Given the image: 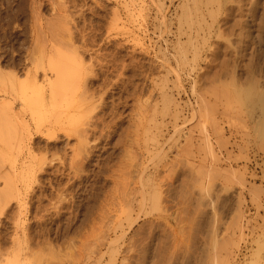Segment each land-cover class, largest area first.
I'll list each match as a JSON object with an SVG mask.
<instances>
[{
    "label": "rangeland",
    "instance_id": "obj_1",
    "mask_svg": "<svg viewBox=\"0 0 264 264\" xmlns=\"http://www.w3.org/2000/svg\"><path fill=\"white\" fill-rule=\"evenodd\" d=\"M235 1L0 0V73L62 35L96 104L36 119L0 86V264H264V0Z\"/></svg>",
    "mask_w": 264,
    "mask_h": 264
},
{
    "label": "bare ground",
    "instance_id": "obj_2",
    "mask_svg": "<svg viewBox=\"0 0 264 264\" xmlns=\"http://www.w3.org/2000/svg\"><path fill=\"white\" fill-rule=\"evenodd\" d=\"M33 2H34V0H32ZM36 1V0H35ZM54 1V0H53ZM56 1V0H55ZM238 2V4H237V2ZM235 2H236V4H237V6L235 5V7H230V8H235V10H237V11H239L240 10V5H239V2H241V1H243V0H236ZM245 1V0H244ZM31 3V4H35V3ZM185 2H186V0H185ZM194 2H196V1H194ZM234 2V1H233ZM39 3V2H38ZM205 3V2H204ZM208 3V2H207ZM214 3V2H213ZM249 3H251V2H249ZM196 4V3H195ZM241 4V3H240ZM180 6H181V4H179ZM206 5V4H205ZM208 5V4H207ZM210 5V4H209ZM217 5V4H216ZM233 5V4H232ZM255 5V4H254ZM57 6V5H56ZM187 6V5H186ZM197 6V5H196ZM241 6H242V4H241ZM32 7V6H31ZM36 7V6H35ZM60 7V6H59ZM61 8V7H60ZM195 8V7H194ZM53 9H56L55 8V6H54V8ZM188 9V8H187ZM227 9V8H226ZM242 9V8H241ZM62 10V9H61ZM195 10V9H194ZM208 10H210V8L208 9ZM216 10V9H215ZM228 10V9H227ZM197 11V10H196ZM217 11V10H216ZM175 12V11H174ZM213 12V11H212ZM211 12V13H212ZM262 12V11H261ZM4 13V12H3ZM239 13H241L240 11H239ZM188 14V13H187ZM213 14V13H212ZM244 15V14H243ZM261 15H262V13H261ZM65 16V15H64ZM73 16V15H72ZM191 16V15H190ZM208 16V15H207ZM213 16V15H212ZM248 16V15H247ZM259 16V15H258ZM34 17V16H33ZM178 17V16H177ZM209 17V19H210V16H208ZM195 18V17H194ZM35 19H37V18H35ZM58 19V18H57ZM61 19V18H60ZM64 19V18H63ZM191 19V18H190ZM190 19H189V21H190ZM212 19V18H211ZM257 19V18H256ZM178 20H180V19H178ZM177 20V21H178ZM184 20V19H183ZM201 21H202V19H201ZM210 21H212V20H210ZM257 21V20H256ZM34 22V21H33ZM60 22V21H59ZM213 22V21H212ZM237 22V21H236ZM241 22V21H240ZM48 23V22H47ZM46 23V24H47ZM63 23V22H62ZM61 23V24H62ZM65 23V22H64ZM63 23V24H64ZM70 23V22H69ZM185 23V22H184ZM260 23L262 24V23H264V15H262V18L260 17ZM45 24V23H44ZM49 24H51L50 22H49ZM53 24V23H52ZM57 24H58V22H57ZM60 24V23H59ZM73 24V23H72ZM191 24V23H190ZM211 24V23H210ZM35 26H36V24H34ZM34 25H33V27H34ZM66 25V24H65ZM74 25V24H73ZM258 25V24H257ZM262 25H264V24H262ZM53 26V25H52ZM56 26V25H55ZM63 26V25H62ZM196 26H197V24H196ZM200 26V25H199ZM199 26H198V28H199ZM260 25H258V27H259ZM45 27V26H44ZM49 27H50V25H49ZM68 27V26H67ZM231 27V26H230ZM53 29H54V27H52ZM52 28H51V30H52ZM60 28V27H59ZM63 28V27H62ZM65 28V27H64ZM201 28V27H200ZM13 29V28H12ZM178 29H179V27H178ZM187 29H188V27H187ZM202 29V28H201ZM200 29V30H201ZM207 29V28H206ZM228 29V28H227ZM38 30V29H37ZM36 30V31H37ZM42 30V29H41ZM50 30V29H49ZM50 30V31H51ZM59 30H61V29H59ZM69 30V29H68ZM75 30V29H74ZM180 30V29H179ZM208 30V29H207ZM40 30H38V32H39ZM56 31H57V29H56ZM202 31V30H201ZM19 32V31H18ZM35 32V31H34ZM55 32V31H54ZM59 32V31H58ZM69 32V31H68ZM198 32V31H197ZM207 32V31H206ZM56 33V32H55ZM64 33H66L65 35H67V32H64ZM83 33V32H82ZM183 33V32H182ZM232 33V32H231ZM257 33V32H256ZM23 34V33H22ZM39 34H41V32H39ZM49 34V33H48ZM57 34V33H56ZM237 34V33H236ZM19 35V34H18ZM35 35V34H34ZM44 35V34H43ZM64 35V34H63ZM78 35V34H77ZM85 35V34H84ZM190 35V34H189ZM203 35V34H202ZM243 35V34H242ZM40 36V35H39ZM45 36V35H44ZM47 36V35H46ZM45 36V39H47L48 37H46ZM49 36H50V34H49ZM52 36V35H51ZM58 36V35H57ZM70 36V35H69ZM68 36V37H69ZM178 36V35H177ZM209 36V35H208ZM215 36H217V35H215ZM241 36V35H240ZM239 36V37H240ZM259 36V35H258ZM53 37H55V36H53ZM52 37V38H53ZM61 37H62V35H61ZM60 37V39H63V38H67V37H62L61 38ZM35 38V40H36V36L34 37ZM6 39V38H5ZM38 39H40V38H38ZM44 39V40H45ZM49 39V38H48ZM55 39V43H59L60 42V39L56 42V38H54ZM54 39H53V41H54ZM68 39H70V38H68ZM73 39V38H72ZM42 40V39H41ZM40 40V41H41ZM51 39H49V42H51L50 41ZM81 40V39H80ZM196 40V39H195ZM38 41V40H37ZM45 41H47V43H48V40H45ZM45 41H43V42H45ZM70 41H73V40H70ZM187 41V40H186ZM202 41H204V40H202ZM219 41V40H218ZM13 42V41H12ZM42 42V43H43ZM67 42V40L65 41V43H64V45L65 44H67L66 43ZM68 42H69V40H68ZM92 42V41H91ZM46 43V42H45ZM53 44H51V45H49L48 44V46H45L44 44H42L41 45V48H38L40 51H41V57L40 58H38V59H35V61L37 62L38 61V63L37 64H35V65H33V69H31V70H29L28 71V69H27V71H26V78H25V80L24 79H22L23 81H18L17 82V80H16V76L14 75V73L13 74H8V73H6V75H5V73L2 75L1 73H0V86L2 87V89H7L8 87V91H9V93H8V95L10 94V95H12L13 96V93L11 94V92H10V90L12 91L13 90V92L15 93V94H19V97L18 98H21V103H22V105L23 106H27L29 109H30V113H29V115L31 116H33V117H36V119L38 118H41V117H39V116H42V117H51L52 115H54L55 117H57L56 119H58L59 117L61 118L62 116L61 115H63V112H62V109H63V107L64 106H67V104L69 105V104H71V105H73L74 106V109H76V107L75 106H77V105H79V110H80V103H82L83 101H86V102H88L89 100L88 99H85L87 96H83L82 94H84V92H86V90L84 89V86L82 87L83 89L82 90H85L82 94H81V88H80V94L78 95L77 94V96H78V98H79V96H80V98L79 99H75V96H76V89H78L79 88V86L81 85V81L83 82V74H85L86 73V71H85V73H79L80 71H79V69L80 70H82V68H81V63H82V60H79L77 57L78 56H75L74 58L72 57V55L74 54H69L67 51H69V50H66L67 48H66V46H64L63 44H62V42H60V44L58 45V44H56L55 45V43L54 42H52ZM181 43V42H180ZM187 43H189V42H187ZM205 43V42H204ZM39 44V43H38ZM41 44V43H40ZM68 44H70V43H68ZM67 44V45H68ZM178 44V43H177ZM33 45H34V43H33ZM37 45V44H36ZM81 45H82V43H81ZM72 47L74 46V43H73V45H71ZM90 46V45H89ZM181 46V45H180ZM202 46V45H201ZM252 46V45H251ZM32 47V46H31ZM40 47V46H39ZM71 47V48H72ZM192 47V46H191ZM33 48V47H32ZM36 49H35V51L36 50H38L37 49V46L35 47ZM69 48H70V46H69ZM70 48V50H72ZM79 48V47H78ZM196 48V47H195ZM217 48V47H216ZM230 48V47H229ZM75 49V48H74ZM74 49L72 50V52L74 51ZM193 49V48H192ZM201 49V48H200ZM38 50V51H39ZM179 50V49H178ZM196 50V49H195ZM33 51H34V49H33ZM79 51V50H78ZM77 51V52H78ZM85 51V50H84ZM185 51V50H184ZM31 52V51H30ZM74 52H76V51H74ZM95 52V51H94ZM182 52V51H181ZM193 52V51H192ZM16 53V52H15ZM37 53V56L39 55V52H35V53H33V54H36ZM179 53V52H178ZM260 53V52H259ZM20 54V53H19ZM81 54V53H80ZM101 54V53H100ZM196 54V53H195ZM221 54V53H220ZM225 54V53H224ZM32 55V54H31ZM30 55V56H31ZM185 55H186V53H185ZM34 56V55H33ZM191 56V55H190ZM197 56V55H196ZM257 56V55H256ZM32 57V56H31ZM35 57V56H34ZM34 57H33V59H34ZM93 57V56H92ZM193 57H195V55L193 54ZM182 58H184V57H182ZM181 58V59H182ZM192 58V57H191ZM191 58H189V59H191ZM210 58V57H209ZM226 58V57H225ZM235 58V57H234ZM29 59V58H28ZM233 59V58H232ZM257 59V58H256ZM32 60V59H31ZM30 60V61H31ZM261 60V59H260ZM34 61V60H33ZM164 61V60H163ZM191 61V60H190ZM218 61V60H217ZM225 61V60H224ZM35 62V63H36ZM85 62V61H84ZM258 62V61H257ZM8 63V62H7ZM16 63V62H15ZM98 63V62H97ZM233 63V62H232ZM247 63V62H246ZM259 63V62H258ZM33 64H34V62H33ZM83 64V63H82ZM186 64V63H185ZM210 64V63H209ZM260 64V63H259ZM28 65V64H27ZM87 65V64H86ZM252 65V64H251ZM23 66V65H22ZM83 66H84V64H83ZM89 66H90V64H89ZM87 67V66H86ZM86 67H84V69L86 70H88V68H86ZM137 67V66H136ZM250 67V66H249ZM262 67V66H261ZM101 68V67H100ZM110 68V67H109ZM194 68V67H193ZM252 71H254L255 72V70L253 69V66H252ZM257 69V68H256ZM40 70V73H41V77L40 78H38L37 79V72ZM133 70V69H132ZM193 70V69H192ZM262 70V69H261ZM89 71H90V69H89ZM92 71V70H91ZM94 71V70H93ZM247 71V70H246ZM84 72V71H83ZM120 72V71H119ZM205 72V71H204ZM260 72V71H259ZM258 72V73H259ZM89 73V72H88ZM88 73H86L85 75H84V77H87L86 75L88 74ZM91 74V73H90ZM95 74V73H94ZM93 74V75H94ZM250 74V73H249ZM260 74V73H259ZM92 75V74H91ZM92 75V76H93ZM117 75V74H116ZM215 75V74H214ZM21 76V75H20ZM245 76H246V74H245ZM260 76H262V77H264V74H261ZM94 77H95V75H94ZM234 78V77H233ZM83 79V80H82ZM204 79V78H203ZM262 79H264V78H262ZM40 81V83L41 84H39V85H37L38 84V82ZM201 81V80H200ZM260 81V80H259ZM252 83V82H251ZM83 84L85 85V80H84V82H83ZM222 84V83H221ZM261 84H262V82H261ZM8 86V87H7ZM166 86V85H165ZM200 86V85H199ZM257 86H259V84L257 85ZM86 87V86H85ZM162 87V86H161ZM241 87V86H240ZM103 88V87H102ZM253 88V87H252ZM10 89V90H9ZM199 89V88H198ZM251 89V88H250ZM14 90H17V91H14ZM213 90V89H212ZM226 90V89H225ZM241 90V89H240ZM254 90V89H253ZM2 91V90H1ZM200 91V90H199ZM232 92V91H231ZM230 92V93H231ZM197 93V92H196ZM233 93H234V91H233ZM3 94H5V91L3 92ZM87 94V93H86ZM89 94V93H88ZM212 95V94H211ZM239 95V94H238ZM248 95V94H247ZM15 96V95H14ZM13 96V97H14ZM197 96V95H196ZM233 96V95H232ZM252 96V95H251ZM260 96V95H259ZM92 97V96H91ZM163 97V96H162ZM215 97V96H214ZM213 97V98H214ZM248 97V96H247ZM163 98H165V97H163ZM223 98V97H222ZM227 98V97H226ZM90 99V98H89ZM200 99V98H199ZM235 99V98H234ZM237 99V98H236ZM88 100V101H87ZM91 100V99H90ZM164 100V99H163ZM224 100V99H223ZM240 101V100H239ZM238 101V102H239ZM247 101V100H246ZM98 102V101H97ZM171 102V101H170ZM224 102V101H223ZM232 102V101H231ZM241 103L240 104H243V102H244V100H243V102L242 101H240ZM0 103H2V104H0V107L1 108H5V112H9V115H8V113H6L7 114V117H11V116H13L14 117V113L12 112V114L10 113V105L12 104L11 103V101H10V99H6V100H2V102H0ZM99 103V102H98ZM203 103V102H202ZM221 103V102H220ZM225 103H226V101H225ZM235 103H236V100H235ZM247 103H249V102H247ZM251 103V102H250ZM258 103V102H257ZM261 103V102H260ZM91 104V105H90ZM82 105H84V104H82ZM89 105H90V107L91 106H93V104L92 103H90V101H89ZM88 104L86 105L85 104V106H86V111H88L87 110V106H89ZM96 104H94V106H95ZM93 106V107H94ZM168 106V105H167ZM245 106V105H244ZM68 107V106H67ZM82 107V106H81ZM166 107V106H165ZM0 108V109H1ZM24 108H26V107H24ZM28 108H26V109H28ZM95 108V107H94ZM200 108V107H199ZM66 109V108H65ZM77 109V110H78ZM82 109V108H81ZM64 110V109H63ZM68 110V109H67ZM66 110V111H67ZM73 110V109H72ZM91 110H93V108L91 109ZM259 110H260V108H259ZM81 111H83V110H81ZM86 111H83V112H86ZM89 111H90V108H89ZM94 111V110H93ZM262 111V110H261ZM1 113V112H0ZM62 113V114H61ZM70 113V112H69ZM73 113H75V112H73ZM82 113V112H81ZM80 112H79V116H80V114H81ZM88 113V112H87ZM261 113V112H260ZM262 113H264V112H262ZM2 114H4V113H2ZM5 114V115H6ZM72 114V113H71ZM75 114H77V112L75 113ZM89 114H91V112L89 113ZM67 115V114H66ZM69 116H71L72 117V115H70V114H68ZM82 115H84V113H82ZM81 115V116H82ZM262 115H264V114H262ZM31 116V117H32ZM53 116V121L55 122V120L56 119H54L55 117ZM69 116H66V117H69ZM77 116V115H76ZM76 116H74V120H73V118H70L71 119V121H70V123L72 122V120L73 121H75V119L76 118H78V117H76ZM85 116H86V114H85ZM85 116H83L84 117V120H85ZM88 116V115H87ZM94 116V115H93ZM6 117V118H7ZM76 117V118H75ZM261 117V116H260ZM21 118V117H20ZM87 118V117H86ZM89 118H90V116L88 117V121H89ZM1 119V121H2V118H0ZM13 119H15V118H13ZM22 119V118H21ZM30 119H32V118H30ZM35 119V118H34ZM46 119V118H45ZM50 119V118H49ZM81 118H79V120H80ZM91 119V118H90ZM93 119V118H92ZM91 119V120H92ZM7 120V119H6ZM9 120V119H8ZM33 120V119H32ZM52 120V119H51ZM83 119H81L80 121H82ZM82 121V122H80V124L78 123V126H75V125H77V124H75L74 125V129H73V125L71 126V128L70 129H68V134H69V132L70 133H72L73 134V132H74V134H75V136H83L84 135V137H85V135L88 133H86V134H84L86 131H85V128L88 126H86V124L84 125V122H86V120L85 121ZM5 121V118L3 119V122ZM20 121H22V120H20ZM35 121V120H34ZM42 121V120H41ZM56 121H58V120H56ZM76 121H78V119L76 120ZM75 121V122H76ZM23 122V121H22ZM50 123L49 124H51V121H49ZM74 122V123H75ZM79 122V121H78ZM8 123V122H7ZM38 123H40V122H38ZM37 123V124H38ZM61 123V122H60ZM69 123V124H70ZM86 123H88V122H86ZM239 123V122H238ZM255 123V122H254ZM260 123V122H259ZM25 124V123H24ZM35 125H36V123H34ZM53 124V123H52ZM257 124V123H256ZM261 124V123H260ZM260 124H258V125H256L258 128L257 129H260L261 127H264V126H261L262 124H264V123H262L261 125ZM39 125V124H38ZM41 125V124H40ZM84 127H83V126ZM259 125L261 126L260 128H259ZM2 126V125H1ZM6 126H8V125H6ZM5 126V127H6ZM11 126V125H10ZM28 126V125H27ZM37 126V125H36ZM86 126V127H85ZM4 127V129H7V128H5ZM47 127V126H46ZM55 127V126H54ZM89 127V126H88ZM93 127V126H92ZM91 127V128H92ZM1 128V127H0ZM23 128V127H22ZM29 128V127H28ZM38 128V127H37ZM36 128V129H37ZM50 128H51V126H50ZM256 128V127H255ZM11 129V128H10ZM13 129V128H12ZM35 129V128H34ZM52 129V128H51ZM257 129H253L255 132L257 131ZM262 129H264V128H261V130ZM2 130V129H1ZM28 130V129H27ZM39 130V129H38ZM50 130V129H49ZM56 130V129H55ZM66 130V129H65ZM261 130H258V132L259 131H261ZM7 131V130H6ZM14 131V130H13ZM45 131L47 132V130L45 129ZM85 131V132H84ZM4 132H5V130H4ZM8 132V131H7ZM50 132L54 135V131H52V130H50ZM262 132H264V130H262L261 131V135H264V133H262ZM1 133H2V131H1ZM0 133V134H1ZM10 133V132H9ZM44 133V132H43ZM48 134H49V132H47ZM2 134H4V133H2ZM6 134V133H5ZM13 134V133H12ZM71 134V135H72ZM255 134V133H254ZM256 134H257V132H256ZM255 134V135H256ZM15 135V134H14ZM20 135V134H19ZM47 135V134H46ZM50 135V134H49ZM90 135V134H89ZM5 136V135H4ZM3 136V137H4ZM12 136V135H11ZM10 136V137H11ZM51 136V135H50ZM3 137H1V135H0V141H3L2 140V138ZM7 137V136H6ZM5 137V138H6ZM84 137H82V138H84ZM87 137V136H86ZM85 137V138H86ZM256 137H258L257 135H256ZM255 137V138H256ZM262 137H264V136H262ZM8 138V137H7ZM15 138V137H14ZM19 138V137H18ZM81 138V137H80ZM253 138V137H252ZM254 138V139H255ZM4 139V138H3ZM79 139V138H78ZM11 140H12V138H11ZM14 140V139H13ZM83 140V139H82ZM82 140H80L81 142H83ZM254 141H256V140H254ZM260 141V140H259ZM262 141H264V140H262ZM14 142V141H13ZM80 143V142H79ZM257 143V142H256ZM23 144V143H22ZM83 144V143H82ZM81 144V145H82ZM5 145H7V144H5ZM78 145V144H77ZM87 145V144H86ZM258 145V144H257ZM8 146V145H7ZM6 146V147H7ZM84 146H85V142H84ZM87 147V146H86ZM262 147V146H261ZM3 148V147H2ZM8 148H9V146H8ZM7 148V149H8ZM80 148H82V147H80ZM79 148V150H81ZM85 148V147H84ZM78 149V148H77ZM259 149V148H258ZM0 150H2L1 148H0ZM11 150V149H10ZM73 150V149H72ZM17 151H18V149H17ZM5 151L3 150V152H0V160L2 161V159L3 158H5V159H7V158H9L10 156V154L8 155V153H4ZM7 152H9V151H7ZM21 152V151H20ZM75 152H77V150L75 151ZM3 154H6L7 156L5 157ZM76 154V153H75ZM88 154V153H87ZM13 155V154H12ZM15 155V154H14ZM77 155V154H76ZM242 155V154H241ZM74 156V155H73ZM13 156H11V158H12ZM75 157V156H74ZM5 159H3V161H5ZM8 160V159H7ZM6 160V161H7ZM11 159H9L8 161H10ZM40 160V159H39ZM12 161H15L14 159L13 160H11L10 162L12 163ZM42 161H43V158H42ZM71 163H72V161H71ZM10 164V163H9ZM9 164H8V167L10 168V166H9ZM37 164V163H36ZM14 165V164H13ZM72 165V164H71ZM256 165V164H255ZM262 165H264V164H262ZM70 166V165H69ZM38 169H40V168H38ZM23 170V169H22ZM11 173H13L14 174V171H13V168H12V165H11ZM32 172V171H31ZM41 172V171H40ZM4 173V172H3ZM262 173H264V172H262ZM3 175V174H2ZM2 175H0L1 177L0 178H2ZM7 175V174H6ZM256 175V174H255ZM9 177V179H10V176L11 175H8ZM6 177V176H5ZM7 177L5 178V179H8ZM12 178V177H11ZM4 179V176H3V178H2V180ZM9 179L3 184L2 182V185L3 186H0V210H4V205H5V202L6 201H8L11 197H15V198H17L18 197V195H19V189L16 187V185H13L14 183L12 182V180L13 179H11L10 181H9ZM38 183V182H37ZM148 183V182H147ZM254 186V185H253ZM27 187V186H26ZM153 189V188H152ZM257 190V189H256ZM152 191H155V189L154 190H152ZM30 195V194H29ZM257 195V193L255 194V196ZM154 196V195H153ZM255 198V197H254ZM12 199H14V198H12ZM32 199V198H31ZM19 200V199H18ZM250 200H252V198L250 199ZM257 200V199H256ZM10 201V200H9ZM4 203V205L2 204V203ZM253 202V201H252ZM7 203V202H6ZM8 204V203H7ZM257 204V203H256ZM260 204V203H259ZM2 205V206H1ZM6 206V205H5ZM16 206V205H15ZM256 206H258V204L256 205ZM258 208V207H257ZM2 211L0 212V213H2ZM18 211V210H17ZM259 212V211H258ZM1 215V214H0ZM22 215V214H21ZM254 215V214H253ZM14 219V218H13ZM41 219V218H40ZM24 221V220H23ZM106 222V221H105ZM14 223V222H13ZM257 225V224H256ZM258 228V227H257ZM27 232V231H26ZM29 232V231H28ZM27 232V233H28ZM26 235V234H25ZM27 238V237H26ZM258 239V238H257ZM261 239H264V238H261ZM24 240V239H23ZM255 240V239H254ZM34 242V241H33ZM262 242V241H261ZM224 243V242H223ZM262 243H264V242H262ZM255 244V243H254ZM259 244V243H258ZM17 245H18V243H17ZM219 245H221V244H219ZM226 245V244H225ZM262 245V244H261ZM37 246V245H36ZM260 247V246H259ZM40 248V247H39ZM3 250V249H2ZM22 251V250H21ZM258 252H259V250H257ZM262 251V250H261ZM255 253V252H254ZM257 253V252H256ZM254 255V254H253ZM256 256L258 255V253L257 254H255ZM261 255V254H260ZM261 257V256H260ZM18 258V257H17ZM9 259V258H8ZM258 259V258H257ZM1 260V259H0ZM196 260V259H195ZM199 260V259H198ZM3 261V260H2ZM1 261V262H2ZM14 262V261H13ZM18 262V261H17ZM200 262V261H199ZM10 264V263H9Z\"/></svg>",
    "mask_w": 264,
    "mask_h": 264
}]
</instances>
